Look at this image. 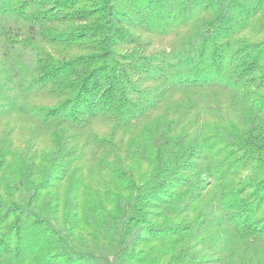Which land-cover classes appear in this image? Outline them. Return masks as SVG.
I'll return each instance as SVG.
<instances>
[{"label":"trees","instance_id":"trees-1","mask_svg":"<svg viewBox=\"0 0 264 264\" xmlns=\"http://www.w3.org/2000/svg\"><path fill=\"white\" fill-rule=\"evenodd\" d=\"M0 264H264V0H0Z\"/></svg>","mask_w":264,"mask_h":264}]
</instances>
